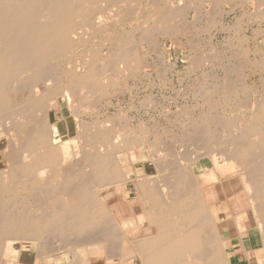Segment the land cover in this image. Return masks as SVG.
<instances>
[{"label": "bare ground", "instance_id": "obj_1", "mask_svg": "<svg viewBox=\"0 0 264 264\" xmlns=\"http://www.w3.org/2000/svg\"><path fill=\"white\" fill-rule=\"evenodd\" d=\"M143 1L158 9L145 14ZM160 1L0 0V264H232L231 241L220 226L227 219L240 237L258 228L264 252V95L241 100L236 82L218 78L202 93L206 111L187 118L186 148L178 153L158 147L155 125L135 122L129 109L104 120L100 111L96 119L84 117L100 109L89 106L101 93L116 96L124 77L142 69L139 46L148 36L181 31L177 19L192 4L214 17L220 5L228 4L230 13L250 2L256 8L248 20L264 22V0H178L184 5L177 10ZM245 12L220 28L235 30L238 45L248 39L238 32ZM111 17L142 23L137 42L117 36L120 31L108 37ZM254 50L241 67L262 74L264 49ZM55 106L60 118L52 121ZM185 109L177 112L191 110ZM142 148L154 173L148 164L141 173L136 166L133 153ZM211 171L216 181L206 186L201 178ZM237 178L248 201L240 211L231 202ZM241 243L249 264H264V254L252 263Z\"/></svg>", "mask_w": 264, "mask_h": 264}, {"label": "rangeland", "instance_id": "obj_2", "mask_svg": "<svg viewBox=\"0 0 264 264\" xmlns=\"http://www.w3.org/2000/svg\"><path fill=\"white\" fill-rule=\"evenodd\" d=\"M161 1L160 2L162 4H160V6H164V7L167 5L168 2H169L168 4L171 6V8H173L175 6L174 4H177V6L174 7L175 9L179 7V3H180L178 0H175V1L174 0L173 1L167 0L166 1L167 3L165 2V0H161ZM182 4L180 3V6ZM198 4L199 3L197 2L196 5L199 6ZM169 5H167L166 7H168ZM196 5H195V8L193 7V4H192L193 8L191 6H189V8H187L185 10V12L184 11L182 12L184 15L181 14L182 16H180V18L177 19V20H179V22H178L179 24H177L178 26L176 25L177 31H179L180 27H181V31L176 33L177 35L176 34H168V36H165V37L162 35H152L150 37L148 36L147 41H146L147 43L144 41V43L142 42L140 44L139 49L141 48L140 52L142 50L141 54H143L142 55V62L143 63L141 64L142 69H137L135 72H132L130 74L131 78L129 75L126 78L124 77L125 80H124V82H122V83H124L123 84L124 88L122 87V85L120 87L118 86L119 88L117 87L118 93L116 92L117 93L116 96H113V94H111L112 93L111 90H105L106 92L110 93L109 95L104 93L105 91L103 92L104 94L101 93L99 95V98L97 99L98 102L95 101L97 103L96 106L93 107L92 105L89 104L90 105L89 106L90 111L92 110V108H96V109L100 108V109L97 111H95V109H93L92 110L93 113L91 112V115L88 112H87L88 114L84 113L85 114L84 117L86 119L87 118H88V120H90V118L96 119V117L98 116V114H97L98 111H100V112H99V116L97 118L101 117V120H104L106 118V116H107L106 119L111 118L112 117L111 113H113V116H114L115 114H119L118 111L121 113V110H122L125 113V111H127L128 109L129 110L131 109L130 112L128 110L126 113H130L129 116L130 117L133 116L134 119L133 118L132 119L135 122L140 119V120L146 121L150 126L155 125L156 130H158L157 132H158L159 136L156 135V137H157L156 138V137L151 135L152 137L150 138V140H153V137H154V140H155V138L159 140V141L157 140L158 144H159V145L157 144L158 147L160 145H162L163 148L166 147V149H168L169 151L174 150V153H178V152L183 151V149L185 150V148H186V147H183L184 146L183 142H184V138H185L184 132L186 133L188 130V124L187 123L189 122V120H191L190 118H192V116H194L196 113L197 114L195 116H198V114L201 111L202 112L206 111V108H204V107H206V105H205L206 103L204 105H202L203 109L200 106L203 103V101H204L203 97L205 96V95L203 96L202 93L204 92V94H206V92H205L206 90H211V89L215 88L216 85L214 84V82L216 80H218V78H223L227 75L228 78H231L232 82H236L235 83L236 87L240 90L239 91V97H241L240 98L241 100L242 99L246 100V98L249 97L250 100H248V101H251V99H252L251 97H253V96H254L253 99L257 98V100H260L259 97L261 95H264V72H262V74H261L262 70L260 72L258 70H254L255 72L254 71L251 72L250 69L245 68L244 66H243L244 68L241 67V65L244 64L245 62L247 64V62L249 63L251 59L253 60V58H254L253 56L256 55V54L252 53V51L255 52L254 49H256L257 47H261L264 49V40H263L264 39V22H254L253 23L252 21H250L251 19H250L249 14H251L253 12L252 10H255V9H253V8H256L255 5L253 3L251 4L250 2H246V4L243 5L244 7L242 5H241L242 7L238 6L233 12H230V13H228V11H229L228 4L220 5L219 8H217L218 10L214 9L215 12L216 11L218 12L215 15L212 14V15H214V17H210L209 11L205 12V10H202V9H206V8H204V7L202 8V6L197 7ZM141 6H142L141 7L142 9L143 8L145 9V10L143 9L145 14L154 13L156 8L158 9V6H155V8H154L153 6L150 7L151 5L149 6V4H148L149 7L146 8L147 6L144 5V1H143ZM262 6H264V5H262ZM168 9H169V7H168ZM188 9L190 11H188ZM262 9H263V7H262ZM146 10H147V12H146ZM222 10L224 11L223 13H222ZM141 11L142 10H140V12ZM151 11H153V12H151ZM140 12H138V14H140L141 16L145 15L143 11L141 13ZM148 12H150V13H148ZM219 12H221L220 15H219ZM244 12L247 13V15L243 18L242 23L240 25L242 31L239 28L238 32H241L242 35H245L248 39L243 44H239V45H241V46H239L235 40V33H234L235 30L233 31V29H229V30H225V31L221 32L220 28H221L222 24L225 26H232L237 21L236 18L241 16ZM140 15L139 16L137 15L136 19H138V17L141 18ZM248 16H249V18H248ZM112 19L113 18L111 17L109 20H112ZM248 19H250V20H248ZM246 20H248V21H246ZM113 21H115V20L113 19L112 21H110V24L112 25V28H111L112 31H110L111 33H108V35H107L108 37L110 34L113 36L115 33H118L120 31L117 34V36H122V37L124 36L126 38L128 36V38H131L133 41L140 38V35L136 30L139 29L137 24H139V27H140L142 23L134 20L135 22H133V23L132 22H129L127 24L120 23L122 25L119 26L120 24L118 22H113ZM111 22H113V23H111ZM100 23L101 22L98 23L99 27L104 26V25H102V23H101L102 26L99 25ZM205 23L208 25H205ZM215 24H217V25H215ZM116 25H117V27H116ZM136 27H137V29H136ZM204 27H206V29ZM200 28L203 31H201ZM261 28L263 30H261ZM116 29H117V31L115 32ZM253 29H254V31H253ZM133 30L136 31V34L134 33L135 31H133ZM196 30H198V31H196ZM255 30H257L256 33H255ZM121 31H122V33H121ZM132 31H133V33H132L133 35L130 34ZM112 32H114V33H112ZM137 35L139 38H136ZM101 36H100L99 40H103L107 37L105 34H103V36H102L103 38ZM154 36L155 37L157 36L156 37L157 44L153 40V39H155ZM236 36H238V35L236 34ZM254 36H257V37L254 38ZM113 37H116V34ZM148 41H151L152 46L155 42V44H154L155 47L153 46V49H151V50H150L151 43H149ZM136 42H137V40H136ZM242 46L245 49L248 48L249 51H247V53L250 52V54L249 53L246 54L247 56L244 55L241 52V50L243 49ZM212 47H213V49H212ZM238 47L239 48L242 47V48L239 50V49H237ZM238 52L242 53L245 57L238 55L239 54ZM201 57L204 59H202ZM246 57H248V59L250 58L249 61ZM230 58H232V59H230ZM202 61H204V63ZM193 64H195V65H193ZM227 72H228V74H226ZM135 73H137V74H135ZM132 75H133V77H132ZM235 79H237V81ZM204 80H206V81H204ZM233 80H235V81H233ZM240 81L242 82V84L240 83ZM238 82L240 84H238ZM214 85H215V87H214ZM242 85L243 86L247 85V89H245ZM121 87L123 88L122 93L120 91V90H122ZM240 88H242V89L244 88L245 92H241ZM126 89H128V91ZM246 90H247V94H246ZM105 94L108 96H104ZM101 95H102V97L104 96L103 98H106V99L101 100V98H102ZM244 95L246 96V98L244 97ZM201 96H203V97H201ZM144 97H146V98H144ZM108 99H110L109 101H111V103L109 101H107ZM60 100H62V98ZM99 100H101V101H99ZM238 100H239V98H238ZM102 101H107L110 103V105H109V103L106 104L105 102H102ZM87 102H88V100H87ZM98 103H100V104H98ZM63 104H64V100L61 101V106L64 108ZM103 105H104V107H103ZM107 105L110 108L107 107ZM193 105H194V107H192ZM131 106H133V107H131ZM183 106L186 108L185 110L191 109V110H189V112H187V111L183 112L182 111L185 116L183 114H180L181 111L177 112L178 107L180 108ZM196 106L198 108H195ZM101 108H102V110H101ZM108 108H109V110H108ZM176 108H177V110H176ZM193 108H195V109H193ZM198 109H200V110H198ZM190 111H191V114H188V113H190ZM58 112H59V108H57L55 106L52 109V113H51V114H53L52 121H56L57 119L60 118ZM104 112H107V113H104ZM192 112L194 115L192 114ZM163 113L165 115H163ZM176 113H178V117H177ZM100 114H102V115H100ZM102 116H105L104 119L102 118ZM69 117H70V120H72V122H73V118L71 116H69ZM137 118H138V120H137ZM148 118H149V120H148ZM187 118H188V122H187ZM184 121H185V125L180 127V125L182 123L184 124ZM175 122H177V123H175ZM186 125H187V128H185ZM70 127L72 129L73 123H72V125H70ZM183 127L185 128L184 132L182 131ZM152 128H154V127H152ZM154 131H155V129L152 131V133ZM169 131H170V133H169ZM72 132H73V130H71V136H72ZM157 132H155V133L157 134ZM188 132H189V130H188ZM176 133L180 136V138L178 135H176ZM172 135H174V136L172 137ZM181 135L183 138L181 137ZM160 140H163V141L161 142ZM1 142L2 141H0V148H1ZM163 143L165 145L166 144L167 145L165 146ZM140 151L141 152L136 151L135 153H133V156L135 157L134 160L138 161V162H136V164H137L136 166H137V168H139L138 169L139 172L140 173L143 172L142 167L144 166V164L145 165L148 164V166H146L148 169V172L150 174L154 173L155 171H154L153 165L151 162L149 163V159L146 158L144 160L145 162L142 161L141 154L143 155V152L144 153L146 152L145 149L142 148V149H140ZM206 161H208V160H206ZM206 161H205V163H203V165L207 164ZM2 167H3V165H1V163H0V168H2ZM207 167H209V165ZM130 169H132L131 166H130ZM199 171H200L199 169H196L197 173ZM211 172H209L206 175L207 177L205 176V177L201 178L202 181L205 182L204 184L206 186L212 185L216 181L214 173L213 172L211 173ZM232 182L234 185L235 193H237L238 195L235 198V194H234L231 197V202L234 205H236L237 210L240 211L241 208L247 207L248 201L246 198V194L244 193L243 186L241 183H239L238 178L232 180ZM235 225L236 224H235L233 219H227V220L221 222V224H220V226L222 227V230L224 232V235H225V236L223 235L224 240L225 241L226 240L231 241L229 252H230V250H233V251L235 249L239 250V248L241 246L240 243L242 242L243 244L242 243L241 244L244 245L246 247V249L249 251V255H250V258L252 260V263L254 262V260L257 261L258 259H259L258 260L259 263L262 262L263 258L261 259V256H263L264 252H263V249L261 247H257L258 245L261 244L258 228H256V227L250 228L249 230H246L245 232H243L241 234V237H240V234H239V232H237L238 230H237ZM135 228L138 229V227H135ZM231 228H233V229H231ZM233 233H235V234H233ZM226 237H227V239H226ZM238 239H239V241H238ZM34 249L35 248L33 247L32 248L33 252H34ZM254 249H256V250H254ZM38 264H43V262L40 260L38 262Z\"/></svg>", "mask_w": 264, "mask_h": 264}, {"label": "crops", "instance_id": "obj_3", "mask_svg": "<svg viewBox=\"0 0 264 264\" xmlns=\"http://www.w3.org/2000/svg\"><path fill=\"white\" fill-rule=\"evenodd\" d=\"M241 249H242V247L239 248V250H236V249L234 251L230 250V252L228 250V252L231 255L232 264H249L248 260L245 258V255L243 254V250H241ZM245 249H246V247H245Z\"/></svg>", "mask_w": 264, "mask_h": 264}]
</instances>
